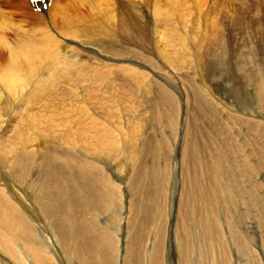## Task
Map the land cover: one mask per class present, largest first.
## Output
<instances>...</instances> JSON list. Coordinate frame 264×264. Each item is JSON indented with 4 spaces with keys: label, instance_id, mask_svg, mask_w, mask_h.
I'll return each instance as SVG.
<instances>
[{
    "label": "bare ground",
    "instance_id": "bare-ground-1",
    "mask_svg": "<svg viewBox=\"0 0 264 264\" xmlns=\"http://www.w3.org/2000/svg\"><path fill=\"white\" fill-rule=\"evenodd\" d=\"M46 4L39 10L28 0H0V59L7 58L0 61V124L13 107L7 102L13 99L19 101L22 120L9 143L0 132V264H60V257L66 264L71 258L76 264H118L122 244V264H171L174 254L173 264H232L225 260L235 246L253 258L247 248L250 242L242 243L246 238L232 227L234 198L244 194L253 206L256 197L263 199V207L253 213L264 259V179L260 184L257 174L258 170L264 174V143L246 140L252 150L248 153L258 156L251 164L242 151L236 153L244 137L229 141L231 157L225 144L216 142V136L231 131L239 119L259 120L263 129L259 142L263 140L264 0H47ZM213 4L218 15L209 17ZM33 19L38 25L27 29ZM145 48L156 52V62H165L167 80L160 78L163 69L155 61L152 69L145 65V73L144 62L149 59L143 58ZM128 54L134 56L128 59ZM233 65H252L238 78L246 80L253 97L255 111L247 117L237 118V109L218 96L215 83H209L216 74L217 82L224 66L233 77ZM177 72H183L189 84L182 95L174 83ZM163 83H169L172 92ZM51 96L58 100L50 102L56 113L54 120L45 122L48 113L37 105ZM180 103L189 120L185 115L174 140L166 127L179 123ZM61 115L65 118L59 120ZM48 131L54 135L47 137ZM171 138L173 146L177 141L182 183L169 229L162 188L167 182L156 162L159 155L167 162L162 148ZM151 155L152 163L146 161ZM102 157H111V163L95 160ZM30 159L35 164L26 167L33 172L27 200L11 176L27 177L21 173ZM149 163L162 183L153 177L152 185L148 170L142 187ZM66 167H74L72 174H64ZM240 173H245L247 182L244 176V181L236 177ZM63 180L71 181L75 191L63 187ZM120 202L122 211L125 208L124 226L118 222L121 225L113 227L107 219L96 222L99 214ZM219 211L225 216L219 217ZM258 262L251 264L263 261Z\"/></svg>",
    "mask_w": 264,
    "mask_h": 264
},
{
    "label": "rangeland",
    "instance_id": "rangeland-1",
    "mask_svg": "<svg viewBox=\"0 0 264 264\" xmlns=\"http://www.w3.org/2000/svg\"><path fill=\"white\" fill-rule=\"evenodd\" d=\"M215 4H213L212 5V8H211V6H210V9H209V11H211V13H210V16L209 17H215V16H217L218 15V11H216L215 10ZM202 9H204V11H205V13L206 12H208V8H202ZM234 17V13H233V15L231 14V15H229L228 17L229 18H227L226 19V21L228 20H230L231 19V17ZM218 19H220V17H218ZM218 19H216V21L218 20ZM32 24V25H31ZM42 24V23H41ZM38 25V19L36 20V19H33L32 21H30V23H27V26H25V27H27V29H30V27L31 26H37ZM227 34V33H226ZM258 37V36H257ZM260 37V36H259ZM258 37V38H259ZM245 38L246 39H248V35L247 36H245ZM260 39V38H259ZM149 40V39H148ZM151 40V39H150ZM255 40H257V39H255ZM144 43L145 44H150V42H146L145 40H144ZM148 49L147 48H145V49H143L142 50V54H144V56H143V58L144 57H146V58H144V59H147V56H149V59L147 60V62L145 61L144 62V68L146 67V66H148V68H150V69H152V67L154 66L153 64H154V61L156 62L157 61V59H156V57H158V56H156L155 54H156V52L155 53H150L149 52V50L147 51ZM247 53H249L250 51L249 50H247L246 51ZM150 54V55H149ZM153 56H152V55ZM129 55V57H128V59H131V56H134L133 54H128ZM142 55L140 54V57H141ZM110 57V56H109ZM112 59H115V60H118V58H113V57H111ZM155 58V59H154ZM256 58H257V56H256ZM7 59V58H6ZM6 59H0V61L1 62H3V63H5V61H6ZM121 60V59H120ZM242 62L243 61H246V58L244 59L243 58V60H241ZM163 63H165V62H162L161 61V63L160 62H156V65L157 66H159V67H161L160 68V70L161 69H163V72H162V76L160 77L161 79H163V80H167L168 78L167 77H164L163 75H164V72L165 71H167L166 70V68H165V66L163 65ZM146 65V66H145ZM153 65V66H152ZM167 65V64H166ZM4 66V65H3ZM168 66V65H167ZM233 67H234V70H235V75L232 77L231 76V73L228 71V67L227 66H224L223 67V70H222V72L220 73L221 74V77L220 78H218L217 79V82H216V75L214 76V82H213V80H211L210 79V77H209V83H215V86H216V88L218 89V96L219 97H223V99L224 100H226V102L225 103H227V105L228 106H230V107H234L235 109H237V112L239 113V114H237L238 116H237V118H239V115H243L244 114V117H247V115L248 116H250V114H251V111H255V108H253V97H252V94L250 93V91H249V87L247 86V82H246V80L244 79V80H239L238 78H242L243 76H244V74H245V71H247L248 69H250L251 67H252V65H247L246 67H244V68H242V67H240V68H237L236 67V65H233ZM164 69H165V71H164ZM226 69H227V72H226ZM243 69H245V71L243 70ZM253 69V68H252ZM145 70H146V68H145ZM238 70V71H237ZM241 70V71H240ZM255 70V69H254ZM156 73H158L159 72V70L158 71H155ZM145 73H148L147 72V70L145 71ZM239 73V74H238ZM159 74H160V72H159ZM183 75H184V73L182 72V75L181 74H179L178 72L175 74V76H176V78H177V80H176V82H174L175 83V86L176 87H178L179 88V93H180V95H182V94H185L184 92H186V90H188V82H187V80L183 77ZM173 76H174V73H173ZM179 76V77H178ZM184 76H186V75H184ZM151 77H152V75H151ZM190 77V76H189ZM193 77L194 76H191V78H192V83H194L193 82ZM150 79V77L148 78V80ZM158 80V79H157ZM185 80V81H184ZM171 81H174V80H171ZM158 85L160 86V87H162V81L159 79L158 80ZM176 83H178V84H176ZM138 84V83H137ZM137 84H135L134 86H137ZM164 84V86L166 87V89L167 90H169V91H171L172 92V90L170 89V86H169V83L167 84V83H163ZM186 84V85H185ZM140 85V86H139ZM138 85V88L139 89H141V85L142 84H139ZM210 84H208V86H209ZM137 88V89H138ZM223 88V89H222ZM63 94H64V89H63ZM133 94L135 95L136 94V92L134 91L133 92ZM140 94V93H139ZM155 94H156V88H155V90H153V94H150L152 97H154L155 96ZM229 94V95H228ZM150 95H149V97H150ZM232 95V96H231ZM126 97V94H124V95H122L121 97L123 98V97ZM231 96V97H230ZM2 101H5V97L2 95ZM34 97V96H33ZM152 97H150V99L152 98ZM204 99L205 98H203L202 99V101H204ZM33 100V99H32ZM231 100V101H230ZM58 102V100H56L55 98H53V96H51V97H48L46 100H44L43 102H41L40 101V103L37 105V107L38 106H40V105H43V107L41 108V109H43V110H46L47 111V113H48V116H46V118H43L44 120H45V122H47V120H48V118H52L53 120H54V113H56L55 112V110L52 108V106H51V103L50 102ZM132 101H134V100H132ZM136 101V100H135ZM134 101V102H135ZM18 99H13L12 101H10V102H7V104H12V106L13 107H11V109H8L7 110V112H6V114H5V116L2 118V120H1V124H0V132H2V134H3V140H4V142H5V144H7V143H9L11 140H13V136H14V134L16 133V128L18 127L19 129H20V127L18 126L20 123H22V120H21V118H20V116H19V111H18V108H17V105H18ZM33 103H34V101H33ZM21 106V105H20ZM187 107L189 108L190 106H189V103H188V105H187ZM180 109H181V112H180V114H179V123L176 125V126H174V127H171V128H168V127H166V129L167 130H169V133H170V135H171V137L174 139V140H176V137H177V133H178V131H181L182 130V125H183V120H184V116L185 115H188V114H184V110L181 108V103H180ZM224 110H227V112H228V109H224ZM188 111V110H187ZM61 113V112H60ZM97 113L99 114V113H101L102 114V111H99V110H97ZM126 114H127V112H125ZM181 113H183V114H181ZM229 113V112H228ZM249 113V114H248ZM264 114V113H263ZM148 115H149V113H148ZM241 115V116H242ZM262 115V114H261ZM52 116V117H51ZM62 116V117H61ZM58 119L60 120L61 118H65V116H63V115H61ZM147 116V115H146ZM182 116V117H181ZM240 116V117H241ZM188 117V120H189V115L188 116H186V118ZM263 119H264V117H262ZM182 119V120H181ZM8 121H10V125H8ZM33 123H36V124H39L38 123V121L36 120V122H34V119L33 120H31ZM257 121H259V120H257ZM257 121H255V120H253V121H250L249 123H243L240 119H239V124L238 125H235V127L231 130V126H229V124H226V128H228L229 130H231V131H227L226 133H223V135L225 136H223L222 134H218L216 137H218V138H216V142H217V144H220V143H223V144H225V146L227 147L226 149L228 150L227 152H226V154H228L229 156H230V149L228 148V146H229V141H232V140H237V138L238 139H241L242 137H244L245 139L244 140H241V144L243 143L244 145H242V149H239V150H237L236 149V153H237V151H242V153H244L243 155H245V157L246 158H248V157H250V160H249V162L251 163V164H254V160H256L255 158H257L258 156L257 155H252V154H249L250 152H252V150L250 149V146H249V144H248V142L246 141V140H252V138H253V140L254 139H257V142L258 143H260V144H262V143H264V137H263V140H261L260 142H259V137H260V135H261V133H262V127L257 123ZM222 122H223V119H222ZM263 122H264V120H263ZM262 122V123H263ZM48 124V123H47ZM116 125V121L114 120V123H113V125ZM155 124V123H154ZM190 125H192L191 124V122H190ZM256 125V126H255ZM44 126V129L46 128V127H49L48 125H43ZM243 126V127H242ZM245 126V127H244ZM154 127H155V125H154ZM179 127V128H178ZM237 127V128H236ZM240 127V128H239ZM259 127V128H258ZM179 129V130H178ZM237 129V130H236ZM239 130V131H238ZM241 130V131H240ZM247 133H246V132ZM253 131V132H252ZM241 132H243L244 133V135H243V133H241ZM249 132V133H248ZM258 132V133H257ZM32 133V132H31ZM180 133V132H179ZM209 133V132H208ZM207 133V136H208V138H210L211 136H209V135H211V134H208ZM228 133H229V135H228ZM234 133V134H233ZM239 133V134H238ZM246 133V134H245ZM253 133V134H252ZM115 134V133H114ZM164 134V133H163ZM162 134V135H163ZM231 134H232V136H231ZM45 135L47 136V137H50V136H53L54 135V132L53 131H48V132H45ZM126 135V134H125ZM124 135V133H123V137L124 138H127L126 136ZM249 135V136H248ZM252 135H254V136H252ZM255 135L257 136V138L255 137ZM220 136V137H219ZM231 136V137H230ZM259 136V137H258ZM237 137V138H236ZM171 138V142L169 143V142H165V143H163V147L164 148H162V149H164V153H162L164 156H165V154H166V160H167V162L169 161H171V163H169L168 162V164H167V162L165 163L162 159H161V156L159 155L158 156V159H157V162H156V167L158 168V170H159V172H161V174H164L165 175V177H166V182H167V185H166V187L164 188V187H162L163 188V192L166 194V198L165 199H167V200H165V203H166V210H167V213H168V217H167V221H168V227H169V229H170V227H171V225H170V222L172 221V219H173V214L176 212L177 213V206H178V204H179V196H180V192H181V183H182V179H181V176L179 175V170L177 169V167L179 166L178 164H179V162H180V159H178V157H177V154H178V149H177V146H176V143H177V141L175 142V146H173L172 145V142H173V139ZM93 139H94V137H93ZM162 140H163V142L165 141L163 138H161ZM215 139V138H214ZM218 139V140H217ZM228 139H230V140H228ZM127 141V140H126ZM211 141H212V139H211ZM243 141V142H242ZM245 141V142H244ZM237 142V141H236ZM250 142V141H249ZM16 143V140L14 141V143L13 144H15ZM212 144H213V142H212ZM214 145V144H213ZM171 146H172V148H171ZM215 146V145H214ZM95 148H97V147H95ZM166 149V150H165ZM247 149V150H246ZM249 150V151H248ZM101 151H103V150H101ZM166 152V153H165ZM234 152V151H233ZM249 152V153H248ZM108 154V153H107ZM252 155V156H251ZM111 156H112V153H111ZM105 157V156H104ZM104 157H102V159L101 160H98V158L97 159H95V160H97V161H101V162H103V163H105V164H108V162L107 161H110V163H111V157H109L110 159L109 160H107V158H104ZM120 157V156H119ZM231 157V156H230ZM104 158V159H103ZM113 158V157H112ZM114 158H118V156L117 157H114ZM152 158V155L146 160V161H148L149 159H151ZM82 159H83V156H82ZM118 159H121V157L120 158H118ZM254 159V160H253ZM30 161V162H29ZM174 162V163H173ZM112 163H114V162H112ZM150 163H152V159H151V162ZM150 163L148 164L149 166H148V169L146 170V174L143 176L145 179H143V177L142 178H140V182H139V186L141 185V180L143 179V182H142V187H143V184H145L146 183V175H148V170H149V173H152L151 175H152V180H153V177H154V179H156V180H158V183L160 182V183H162L161 182V178H162V176L160 175H158L157 173L155 174L154 173V171L153 170H151L150 171ZM32 164H35V160L34 159H30V160H27V163H25L24 162V164H23V166L25 167V169L22 171V175H24V176H27V177H25V178H23V180H22V178L20 179V178H14L13 176H11V181H12V183H16V187H19L20 189L22 188V190L26 193V194H24V193H22L24 196H26V198H27V200H28V197H29V195L28 194H30V191H29V189H30V181L31 180H28L29 179V174H31V173H33V172H29V171H27L26 170V167H27V165L28 166H30V165H32ZM164 164V165H163ZM165 164H166V166H165ZM177 164V165H176ZM102 165V164H101ZM110 166H111V164H109ZM162 165H163V167H162ZM168 165V166H167ZM16 167V166H15ZM75 167V166H74ZM74 167L72 168V169H70V168H68V167H66V168H64L63 170H64V174L65 175H70V174H72V172H73V170H74ZM258 167V166H257ZM100 168H102V167H100ZM166 168H168V169H166ZM103 170H104V168H102ZM163 169V170H162ZM165 169V170H164ZM162 170V171H161ZM170 170V171H169ZM19 171V168L17 169L16 168V172H18ZM167 171V172H166ZM262 172V170L261 171H259L258 170V173L257 174H260V177L262 178V179H258V181L260 182V184L263 182V177H264V174L263 173H261ZM264 172V171H263ZM157 176V178H156V176ZM263 174V175H262ZM243 176H244V178L246 179V176H245V173H240V174H237L236 175V177H241V179L244 181L245 179L243 178ZM161 177V178H160ZM9 178L10 177H8L7 179H8V181H9ZM71 178V177H70ZM258 178V177H257ZM20 180H22V181H20ZM177 180V181H176ZM180 180H181V182H180ZM66 180H63L62 181V185H63V187H67V188H69V190L71 191H75V187H73V183L71 182V181H69V180H67L66 182H65ZM173 181V182H172ZM176 181V182H175ZM21 182V183H20ZM246 182H247V179H246ZM246 182H244V183H246ZM150 183L152 184V185H154V183H155V181L153 180V183H152V181H150ZM159 183V184H160ZM66 184V185H65ZM179 184V185H178ZM40 185H42V184H40ZM146 185V184H145ZM70 186H71V188H70ZM46 187H48V186H46ZM264 187V186H263ZM244 187H243V185H242V189H243ZM74 189V190H73ZM144 189V188H143ZM160 188H158V190H159ZM31 190V189H30ZM157 190V191H158ZM264 190V189H263ZM72 191H71V193H72ZM144 192H146L147 191V189H144L143 190ZM31 193H32V190H31ZM69 192H68V190H67V194H68ZM175 194V195H174ZM177 194V195H176ZM259 194V193H258ZM257 194V195H258ZM27 195H28V197H27ZM154 195V194H153ZM51 196H53L54 197V194H51L50 193V197ZM126 196H127V194L126 195H124V200H125V198H126ZM169 196V197H168ZM246 196H247V194L245 195H243L242 197H235L234 198V201H233V204H232V206H233V213H231V214H233L232 216V221H233V225H235V226H232V227H236L237 228V230L240 232V234L242 235L243 234V237L244 238H246V241H242V243H247V242H250V244L248 243L247 244V248H250L251 250H252V254L253 255H255L253 258H251V257H248V256H246V255H243V254H241L240 252H237L236 251V246L234 247V249L233 250H230L229 252H230V254L231 255H229L228 256V259L227 260H225L227 263H231V262H235V263H237V264H245V263H247V264H251V263H254V262H258V263H261L262 261V264H264V259H263V257H262V254H261V250H260V242H259V240H258V235L260 234L261 235V233H259L258 232V230H256L257 229V224H256V218H255V212H254V209H256V210H258L261 206L263 207V202L261 203V201L263 200L262 199V196L260 197V196H258V198H260L259 200H258V198L256 197V199H255V202H257V203H255L254 205L256 206H253L252 205V203H253V201H251V198L250 197H248V198H246ZM137 197H138V195H137ZM177 197V198H176ZM68 198H69V194H68ZM99 198H100V195H99ZM121 199V198H120ZM237 199H238V201H237ZM244 199H246V200H244ZM249 199V200H248ZM124 200H123V203H124ZM243 200V201H242ZM257 200V201H256ZM261 200V201H260ZM49 201H50V198H49ZM121 201H122V199H121ZM246 201V202H245ZM259 201H260V203H259ZM51 202V201H50ZM174 202V203H173ZM241 202V203H240ZM251 202V203H250ZM97 203H99V202H95L94 203V205H96V207H97ZM122 203V204H123ZM173 203V204H172ZM240 204V205H239ZM247 204V205H246ZM261 204V205H260ZM118 205H121V202H120V204H116V206H118ZM172 205V206H171ZM174 205V206H173ZM244 205V206H243ZM114 207V209H111V211H110V207H109V210L108 211H106V213H103V214H99L98 216H97V218H96V222H102V221H104V220H111V223H113L114 225H113V227H116V228H118V224H120L121 225V223H122V225L124 226V224H125V222L123 221V214L125 213V208H123V211H122V208H121V206H118V207ZM257 206H258V208H257ZM96 207H94L93 206V209L94 210H96ZM123 207H124V204H123ZM239 207V208H238ZM243 207V208H242ZM254 207V208H253ZM251 208V209H250ZM97 209H98V207H97ZM204 210V209H203ZM243 210V211H242ZM247 210V211H246ZM245 211V212H244ZM113 212H115L114 214H113ZM120 212H122L121 214H120ZM220 212L221 211H219V213H218V215H219V217H224L225 216V214L223 213V212H221V214H220ZM254 212V213H253ZM242 213V214H241ZM245 213V214H244ZM114 216H113V215ZM172 214V215H171ZM118 215V216H117ZM249 215V216H248ZM237 216V217H236ZM114 217V218H113ZM116 217V218H115ZM236 217V218H235ZM239 217V218H238ZM103 218V219H102ZM120 219V220H118V219ZM252 218V219H251ZM122 219V220H121ZM253 219H255V221L253 220ZM37 220H39V218L37 219ZM113 220V221H112ZM243 220V221H242ZM40 221V220H39ZM117 221V222H116ZM238 221V222H237ZM105 222H107V221H105ZM118 222H121V223H118ZM108 223H110V222H108ZM118 223V224H117ZM242 224V225H241ZM256 225V226H255ZM240 226V227H239ZM240 229H242V230H240ZM242 231L244 232V233H242ZM246 233V234H245ZM246 236H245V235ZM51 238H52V235H51ZM121 239V238H120ZM53 241H54V243L55 242H58V241H56V240H54V239H52ZM256 240V241H255ZM169 241V237H167V242ZM258 241V242H257ZM252 243V244H251ZM256 243V244H255ZM58 245V244H57ZM124 245L122 244L121 245V249L119 250V255H118V257H117V261H116V263H118V264H120L121 263V259H120V257H121V252H122V247H123ZM62 249V247H60L59 245L56 247V249H57V252H60V250L59 249ZM227 248H230V247H227ZM255 249V250H254ZM257 249V250H256ZM59 250V251H58ZM253 251H255V252H253ZM237 254V255H236ZM257 254L259 255V257L257 256ZM234 255H236V256H234ZM245 258V259H244ZM248 258V259H247ZM250 258V259H249ZM262 258V259H261ZM66 259H68L67 257H66ZM172 259L173 260H175L176 259V255L174 254L173 256H170V262H171V264H173L172 263ZM251 259H253V260H251ZM63 258H59V262H60V264H66V262L64 261L63 262ZM68 260H70L71 262L69 263V264H76V262H75V260H72V258L71 259H68ZM250 262H249V261ZM240 262V263H239ZM235 263H232V264H235ZM122 264V263H121Z\"/></svg>",
    "mask_w": 264,
    "mask_h": 264
}]
</instances>
